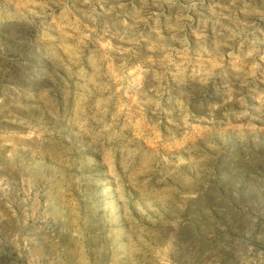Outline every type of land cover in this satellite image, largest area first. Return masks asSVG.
<instances>
[{"label":"rangeland","instance_id":"rangeland-1","mask_svg":"<svg viewBox=\"0 0 264 264\" xmlns=\"http://www.w3.org/2000/svg\"><path fill=\"white\" fill-rule=\"evenodd\" d=\"M0 264H264V0H0Z\"/></svg>","mask_w":264,"mask_h":264}]
</instances>
